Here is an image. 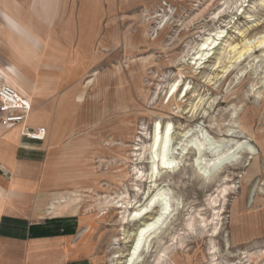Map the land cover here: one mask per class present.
Listing matches in <instances>:
<instances>
[{
	"label": "rangeland",
	"instance_id": "374dc122",
	"mask_svg": "<svg viewBox=\"0 0 264 264\" xmlns=\"http://www.w3.org/2000/svg\"><path fill=\"white\" fill-rule=\"evenodd\" d=\"M31 2L0 0V34L41 74L33 87L15 76L9 83L23 89L33 106L35 98H44L43 108L34 113L32 107L29 117L51 123L43 125L58 187L48 193L52 214L35 226H60L93 264H124L140 225L127 217L152 184L138 171H149L156 120L173 123L175 148L187 142H181L185 132L191 137L202 128L217 139L238 120L255 158L245 168L227 163L222 177L206 180L195 170L189 145L182 169L158 182L171 189L175 208L140 264H157L164 249L169 264H264V100L251 86L263 77L264 56L256 50L252 70L247 55L225 72L234 55L230 45L241 47L264 33V0H69L66 22L56 30L38 20ZM56 2L34 0L41 10L35 12L52 19ZM5 10L42 41L40 51L7 24ZM219 30L224 34L212 56L197 69L192 62L199 44ZM176 78L191 92L169 102ZM240 155L245 161L247 155ZM233 172L232 180L223 179ZM226 185L231 190L224 194Z\"/></svg>",
	"mask_w": 264,
	"mask_h": 264
},
{
	"label": "bare ground",
	"instance_id": "6f19581e",
	"mask_svg": "<svg viewBox=\"0 0 264 264\" xmlns=\"http://www.w3.org/2000/svg\"><path fill=\"white\" fill-rule=\"evenodd\" d=\"M68 1L69 0H57L55 13H57L58 9L60 8L65 10L66 5H68ZM33 2L34 0H32L30 5L31 11L42 23L43 18L33 11ZM3 15L7 21V24L22 38L28 40L30 43H33L36 47V50L39 51L42 41L36 35H34L25 24L21 23L18 18L12 15L9 10H5ZM223 34L224 31L219 30L203 39L202 43H200L197 48L195 56L193 57L192 64H194V67L197 66V69L201 68L207 59L212 56V50L216 47ZM230 48L234 55L231 57L232 64L225 67V72H228L234 63L246 60L247 55L249 59L247 65L252 70L255 61H258V57L264 56V33L256 35L252 38H247L241 47H239V44H235L230 45ZM256 50L260 51L261 54L259 56L253 57ZM11 52L14 61L9 62L6 65V70L0 68V84L11 85L18 89L25 96V94L17 86H14L13 83H9V77L15 76L24 80L25 82H28V76H26L23 72V67L29 71H31V69L26 66L27 63L25 62L20 49L16 50L11 47ZM219 63L220 61L217 62V64ZM48 66L49 65H44V68H47ZM31 72L33 73V71ZM261 74L263 77H261L257 83L253 82L251 86L252 91H254V89L257 90V98L264 100V69L261 70ZM190 87V84H187V82L182 78H176L173 80V82L170 83L166 94V96L169 97V102L173 100L183 101V99L186 98L191 92H188ZM25 97L33 107V101L27 96ZM197 107L198 103L193 105L191 110L195 112ZM232 116L237 117L238 111H233ZM26 122L28 123V118ZM239 126V121L235 120V126L229 130H223L221 133H219V138L217 139L211 137L208 132L202 128L198 130L196 135L191 137L188 135L189 132H185L183 135V138L185 139L182 138L181 142L184 140L187 142L185 145L179 143L178 146L180 147L177 146L175 148L172 144L174 128L173 123H171L170 120L165 123H163L161 119L156 120V122L153 124V131L149 146V171L146 174L143 171H138L141 176L146 175L152 184L148 190L145 201L141 200L137 202L135 204L134 210H132L127 217L131 221H139L140 225L133 233V238L131 240L132 244L127 255L125 256L126 258L124 264H140V262L143 260L144 254L149 252L153 239L159 234L160 230L165 227L166 223L171 218L175 208V198L172 195L171 189L166 186V183L163 180L161 183L158 182L163 178V174L169 176L170 174L182 169L184 166L183 158L189 145L193 147L195 154V170L200 177H203L206 180L212 179L215 176H221L222 171L227 163L233 165L234 167L240 166L242 168H245L246 165H250L248 162H250V159L255 158L256 149L254 145L251 144L247 139V134L242 130L239 131ZM17 131H19L21 134V127H17L15 130L10 131L6 138L15 142L16 135H19ZM2 134L3 133L0 131V135ZM188 136L189 139H187ZM66 147L67 146H65V148ZM240 153H245L247 155L245 161H241L242 155H240ZM207 155H210L211 159H207ZM233 175L234 172L232 174L228 173L225 175V177H223V179L230 181L232 180ZM230 190V186L226 185L222 188V193H228ZM130 203L131 202H128V204ZM132 206L133 205L131 204L129 205V207ZM166 252L167 250L165 249L161 250L160 255L158 256L157 264H162L161 261L163 258L164 264H169V261L166 258ZM163 254H165V257ZM262 254H264V251ZM116 257L120 258L124 257V255L118 254Z\"/></svg>",
	"mask_w": 264,
	"mask_h": 264
},
{
	"label": "crops",
	"instance_id": "0c3cea01",
	"mask_svg": "<svg viewBox=\"0 0 264 264\" xmlns=\"http://www.w3.org/2000/svg\"><path fill=\"white\" fill-rule=\"evenodd\" d=\"M32 8L34 12L41 13L38 7L32 5ZM66 9L67 5L65 10L58 9L52 19L40 15L42 23L51 30L62 27L66 22ZM89 14L90 22L96 28L98 23L91 12ZM7 42L5 35L0 34V50L3 54L6 53V60L0 56V60L5 61L0 63L1 69L3 64L14 61ZM26 66L29 67L27 64ZM23 72L28 76L27 83L32 87L34 82L38 83L41 74L32 73L25 67ZM19 89L25 93L23 89ZM54 95L55 92L47 100L50 101ZM35 100L34 113L39 112L45 103V99L41 97ZM54 106L52 103V113L55 111ZM28 124H46L51 127L47 118L37 115H31ZM17 127L21 125L14 129L0 126L3 133L0 135V264H93L90 257L79 251L74 237L65 234L60 226L53 229L35 226L43 223L41 220L46 217L44 214H52L49 208L52 197L48 193L58 182L53 179L48 168L52 145L46 140L40 142L24 138L19 131L15 142L8 140L6 137L10 131Z\"/></svg>",
	"mask_w": 264,
	"mask_h": 264
},
{
	"label": "built area",
	"instance_id": "2783aa9c",
	"mask_svg": "<svg viewBox=\"0 0 264 264\" xmlns=\"http://www.w3.org/2000/svg\"><path fill=\"white\" fill-rule=\"evenodd\" d=\"M31 110V103L20 91L11 85L0 84V126L11 129L22 125V137L33 141H44L48 128L32 126L26 122Z\"/></svg>",
	"mask_w": 264,
	"mask_h": 264
}]
</instances>
